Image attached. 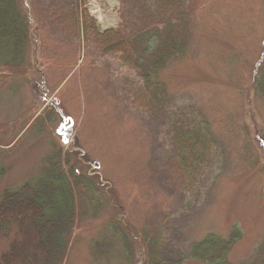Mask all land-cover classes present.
I'll return each instance as SVG.
<instances>
[{"label": "rangeland", "instance_id": "rangeland-1", "mask_svg": "<svg viewBox=\"0 0 264 264\" xmlns=\"http://www.w3.org/2000/svg\"><path fill=\"white\" fill-rule=\"evenodd\" d=\"M162 1L139 0L128 14ZM172 1L182 3L190 51L163 74L171 103L158 110L137 68L83 41L73 0H23L37 24L29 72L0 75V197L38 179L55 145L110 194L99 216L83 204L65 264L107 262L91 246L121 213L137 232H162L166 264H204L190 245L210 233L240 234L231 264H264V98L252 84L264 64V0ZM87 6L101 30L118 27L119 0ZM180 111L201 116L213 138L209 164L192 176L178 167L172 139Z\"/></svg>", "mask_w": 264, "mask_h": 264}, {"label": "trees", "instance_id": "trees-1", "mask_svg": "<svg viewBox=\"0 0 264 264\" xmlns=\"http://www.w3.org/2000/svg\"><path fill=\"white\" fill-rule=\"evenodd\" d=\"M88 1L73 0L70 14L83 41L90 40L105 55L119 54L121 61L137 68L146 97L155 109L164 110L171 103V94L163 74L190 51L182 3L165 0L153 10L142 9L134 18L128 10L139 0H119L118 27L101 30L90 14ZM32 21L23 0H0V75L24 77L31 69ZM252 78L254 92L264 98V64L259 63ZM178 116L181 125H172L177 165L187 175H196L213 156V138L198 114L180 111ZM62 148L55 145L38 179L0 197V264H65L72 236L82 212L85 214L83 204L91 206L94 217L105 208L110 194L105 187L101 193L95 184L102 177L91 172L92 168L88 173L78 172L73 158ZM5 171L0 169V179ZM123 221L122 213L110 221L102 237L92 244V257L107 259L104 264H110L114 256L125 264H136L142 249L144 264H166L161 258L162 232H137ZM239 238L238 233L228 239L210 233L190 245V256L204 264H231L229 255Z\"/></svg>", "mask_w": 264, "mask_h": 264}]
</instances>
